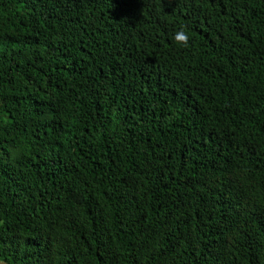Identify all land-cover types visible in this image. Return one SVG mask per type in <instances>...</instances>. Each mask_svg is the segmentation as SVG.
Segmentation results:
<instances>
[{"label": "trees", "instance_id": "16d2710c", "mask_svg": "<svg viewBox=\"0 0 264 264\" xmlns=\"http://www.w3.org/2000/svg\"><path fill=\"white\" fill-rule=\"evenodd\" d=\"M0 264H264V0H0Z\"/></svg>", "mask_w": 264, "mask_h": 264}, {"label": "clouds", "instance_id": "9594fccd", "mask_svg": "<svg viewBox=\"0 0 264 264\" xmlns=\"http://www.w3.org/2000/svg\"><path fill=\"white\" fill-rule=\"evenodd\" d=\"M173 40L181 47H189L190 36L186 26L179 27L173 34Z\"/></svg>", "mask_w": 264, "mask_h": 264}]
</instances>
